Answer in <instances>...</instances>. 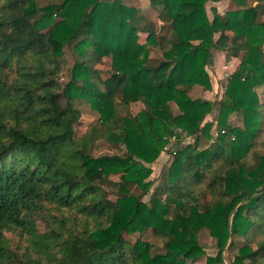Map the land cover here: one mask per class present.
Segmentation results:
<instances>
[{
	"label": "trees",
	"instance_id": "16d2710c",
	"mask_svg": "<svg viewBox=\"0 0 264 264\" xmlns=\"http://www.w3.org/2000/svg\"><path fill=\"white\" fill-rule=\"evenodd\" d=\"M217 1L150 0L156 30L122 0H0V264H188L205 255L203 230L219 251L205 264H225L237 237L245 244L233 264H264V0H233L238 10L222 18L212 8L210 20L206 5ZM158 49L161 58L152 57ZM215 50L245 56L211 143L214 104L189 93L212 88ZM67 53L73 65L62 85ZM105 59L111 69L97 68ZM80 99L99 118L76 135ZM134 102L144 106L136 115ZM234 114L243 126L228 124ZM178 131L195 144H178L143 202L153 186L147 165ZM101 140L123 154L95 156ZM148 230L167 239L164 252L126 239ZM14 231L25 244L7 239Z\"/></svg>",
	"mask_w": 264,
	"mask_h": 264
},
{
	"label": "rangeland",
	"instance_id": "374dc122",
	"mask_svg": "<svg viewBox=\"0 0 264 264\" xmlns=\"http://www.w3.org/2000/svg\"><path fill=\"white\" fill-rule=\"evenodd\" d=\"M107 1V0H101ZM37 5L44 6L51 2H59V0H36ZM218 5H214L213 3H208L206 5V9L208 12V16L210 20L214 19V14L212 11V8H216L218 14L220 17L225 18L226 13L232 10H238L239 6L234 3L233 0H220ZM122 3H124L127 7H133L138 10L142 11V14L149 19L150 22H152L155 25V29L158 30L160 26V19H159V13L157 10H155L150 3V0H122ZM253 5H256V3L253 2ZM264 21V15L260 17ZM147 34H139V43L144 44L147 41ZM217 37V36H216ZM262 51L264 52V46ZM227 53L225 51H214L213 53V63L208 67V72L211 78L212 88L206 89L203 86L196 85L192 88L189 95L193 99H202L206 101H210L214 104L213 113L209 115L206 118L207 122H210L213 124V128L211 131L212 139L211 143L216 142L219 134L218 129V110H219V103L224 98V93L227 90L228 81L230 77L233 75V73L237 70V68L240 66V64L243 61V58L245 56V53H241L237 57H230L228 58ZM151 56L154 58H161V51L154 50L151 52ZM73 65V58L70 56L69 53H67L65 58V71L62 74L61 83L62 85H65L69 79L71 74V69ZM97 68L100 69H111V59H105L103 65L98 66ZM257 93L260 94L262 99H264V86L257 89ZM76 108H78L82 113V119L79 124L75 126V132L76 135H81L86 131V125L88 122L95 121L99 118V113L95 111V109L92 107V105L84 99L77 100L75 102ZM144 106L142 103L137 102L131 104V113L133 115L138 114L143 110ZM177 107L174 108L176 110ZM243 119L238 114H234L229 119V125L232 127L237 126H243ZM180 144V147L188 146V145H194L195 144V137L188 135V133L180 132L178 131V135H176V139H170V142H168L167 146L162 150L159 158L152 163L151 165H147L151 169V175L147 179V181H150L153 183V186L151 187V191L148 195L142 196V201L149 203L151 194L153 192H156V187L162 183L165 174L169 171L173 160H174V154L173 152L177 150V146ZM207 144V143H205ZM124 148V147H123ZM123 148H117L112 145V143L108 142L107 140H101L98 141L95 145L93 154L95 156H102V155H114L119 154L122 155L124 152ZM113 180L120 181L119 176H113ZM131 193L133 195L141 196L143 195V190L138 187L137 185H131L130 187ZM57 218L65 217V216H72L69 212H63L58 213L56 212L54 214ZM43 220L37 221L41 228H44V224L42 223ZM6 237L8 240L12 241L13 245L15 242L17 243H23L21 242L20 238L17 236V233L14 232H7ZM200 243L203 246L205 250V255L197 260L189 261L188 264H205L207 257H215L218 255V248L216 241L210 236L209 232L206 230H203L200 235ZM126 239L129 240L132 244H135V242L138 239H142L145 241H148L153 244L155 252H164V245L167 241L166 238L160 237L156 235L153 231L148 230L147 232L141 234L137 233L132 236H126ZM245 244L244 239L237 237L234 241L233 248H230V245L228 248L224 251V263L225 264H233V261L235 259V256L237 254L238 249Z\"/></svg>",
	"mask_w": 264,
	"mask_h": 264
},
{
	"label": "crops",
	"instance_id": "0c3cea01",
	"mask_svg": "<svg viewBox=\"0 0 264 264\" xmlns=\"http://www.w3.org/2000/svg\"><path fill=\"white\" fill-rule=\"evenodd\" d=\"M210 3H213L214 5H218L219 4V2H216V3L215 2H210Z\"/></svg>",
	"mask_w": 264,
	"mask_h": 264
},
{
	"label": "built area",
	"instance_id": "2783aa9c",
	"mask_svg": "<svg viewBox=\"0 0 264 264\" xmlns=\"http://www.w3.org/2000/svg\"><path fill=\"white\" fill-rule=\"evenodd\" d=\"M172 139H176V136L172 137Z\"/></svg>",
	"mask_w": 264,
	"mask_h": 264
}]
</instances>
